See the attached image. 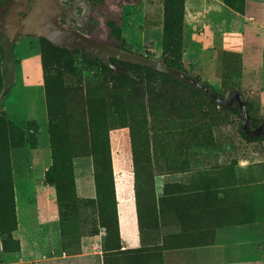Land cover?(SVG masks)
Returning a JSON list of instances; mask_svg holds the SVG:
<instances>
[{
	"label": "rangeland",
	"instance_id": "obj_1",
	"mask_svg": "<svg viewBox=\"0 0 264 264\" xmlns=\"http://www.w3.org/2000/svg\"><path fill=\"white\" fill-rule=\"evenodd\" d=\"M163 2L0 0V85L7 89L0 98V112L7 118L13 116L12 111L18 110L21 115L28 112L25 105L30 109L31 103L33 108L27 114H37L39 108L34 104L39 100L33 103L38 99L33 98V92L39 85L44 91L45 77L51 88L61 83L66 87L63 92L69 90L106 99L91 49L72 37L68 43H58L61 55L71 58L76 68V74L71 76L41 49L38 39L41 35L47 36L44 32L40 36L30 33L34 23L100 43L103 47L95 53L107 61L114 46L105 24L110 19L120 28L126 42L127 50L120 52L161 63ZM230 2L232 8L223 0H182L181 63L184 73L210 87L222 99L236 94L234 100L221 107L180 81L144 80L135 89L128 85L126 78L121 79L116 84H108L111 99L114 97L115 101H106V119L109 126L113 124L107 134L110 154L113 142H121L132 157L131 122L137 120L141 123L137 136L146 133L149 138L147 149L153 174L163 171L165 181L169 182L191 172L199 173L216 177L220 184L231 189L240 187L258 198V187L264 183V137L246 138L242 129L249 133L264 126V0ZM49 35L57 36L52 32ZM81 45L85 47L84 59L80 54ZM113 70L125 71L115 66ZM114 117H120V121L111 122ZM8 119L24 129L25 134L22 143L14 148H8L10 142L20 140L15 136L7 141L0 134V202L8 200V191L12 188L16 215V208L21 213L36 205L35 193L49 194L50 202L45 197V205L57 210L63 236L67 230L58 210L56 189L45 178L51 169V151L50 163L43 170L35 162L38 125L30 124L34 139H29V120ZM138 142L141 141L138 139ZM0 220L3 222L4 218ZM5 228L7 231L0 234L1 241L7 242L3 244L4 252L16 253L17 226L11 228L7 222Z\"/></svg>",
	"mask_w": 264,
	"mask_h": 264
},
{
	"label": "crops",
	"instance_id": "obj_2",
	"mask_svg": "<svg viewBox=\"0 0 264 264\" xmlns=\"http://www.w3.org/2000/svg\"><path fill=\"white\" fill-rule=\"evenodd\" d=\"M22 88L25 89L24 84ZM35 97L38 99H33V103L39 100L34 104V107L37 105L39 108L37 114H27L33 108L30 103V109L25 105L27 113L24 111L20 115L18 110L12 111L13 116L8 115V118L16 122L17 118L22 117L27 121H36L38 157L35 162L44 170L50 163V148L45 96L40 85L34 89L33 98ZM10 103L12 105L11 100ZM111 164L119 248H113V240L106 242L103 247L104 233L100 228L93 234H81V229L93 228L96 224L88 221L85 226L80 227L82 222L76 219L75 214L74 222L71 219L65 223L68 237L65 238L66 247L63 248L59 214L49 204L45 205L44 199L47 197L49 201V194L40 192L34 194L36 205L32 209L20 213L16 208L19 249L16 253L4 252L0 239V264H264V207L250 206L251 211H248L247 192L241 190L242 188L237 187L233 196H224L221 190L231 192L229 190L232 189L228 185L220 184L216 177H205L191 172L167 182L163 171L155 174L156 199L162 196L164 188L167 190V197L176 196L178 199L175 217L170 216L171 205L166 203L165 218L146 221L147 229L141 233L133 189L132 157L129 151L125 150L123 143L113 142ZM72 165L76 196L94 198L91 157H74ZM217 190L219 191L216 194ZM260 195L261 193L258 198L262 197ZM190 198H193L192 201ZM216 198L227 200V203H223V209H217ZM258 198H255L256 201ZM236 200L239 212L234 220L237 223L217 225L220 221L224 220L221 223H225L229 220V213L225 211H229ZM191 207L192 211L189 210ZM90 209L91 211L81 209L80 219L87 215L92 216L94 213L92 208ZM191 214L192 218L189 217ZM150 229H157V234L159 230L166 229L175 232L176 237H157Z\"/></svg>",
	"mask_w": 264,
	"mask_h": 264
},
{
	"label": "trees",
	"instance_id": "obj_3",
	"mask_svg": "<svg viewBox=\"0 0 264 264\" xmlns=\"http://www.w3.org/2000/svg\"><path fill=\"white\" fill-rule=\"evenodd\" d=\"M223 2L227 7L232 8V2L229 3V0H223ZM163 17L164 21L161 41V54L163 60L160 63V66L151 67L147 64L118 57L115 51L127 50L125 46L126 42L121 37L120 28L110 19L106 20L105 24L109 29V36L114 40V46H112L113 52L109 51L110 53L107 61L96 55V49H92L90 46H87V49L90 48L91 50H89L93 52V59L96 63V68L102 78L101 82L104 84L106 99L88 95L83 96L81 93L77 92L70 93L69 90L63 92L66 87H64L61 83L57 88H51L46 77L44 78L45 104L48 120V139L52 156L51 169L46 173L45 178H47V180L55 186L56 201L62 223L64 224V229L66 227V221L70 222V220L73 219L71 221L74 222L73 214L76 215V219L79 222H82V224L84 223V225L81 224L80 227L85 226L88 221H93V225L96 224V226L93 228L81 229L80 233L93 234L97 232L99 228L102 229L104 233L103 247H105L106 242L113 240V248H119L113 172L109 138L107 134L109 128L113 124L109 126L106 119V101L109 100L110 103L115 101V99L114 97L111 99V94L108 91V84H116L121 79L123 80L126 78L128 80L126 82L129 83L128 85L136 89L135 86L140 85L144 80H154L155 82L161 81L164 83L180 81L197 92H200L221 107H225L229 100H234L236 97V94H230L228 98L222 99L217 92L206 86L212 93L221 99L220 102H217L206 92L193 86L191 83L177 75L178 71L184 72L181 63V40L184 28L182 0H164ZM38 40L41 49L48 54L50 59L59 68L71 74V76L76 74V68L73 67L72 59L61 55L58 44L52 42L44 35H41ZM80 47V54L84 59L85 47L83 45ZM114 66L117 68H123L125 71H114ZM150 91L153 92L152 89ZM6 92L7 89H2L0 85V98L1 95ZM66 94H69V97H67ZM233 106H235V101ZM116 120L120 121V117H114L111 122ZM34 123L37 124L34 120H29L27 123L30 135L33 132V129L30 128V124ZM140 124L141 123L137 120L131 122V138L133 189L139 231L142 233L143 230L147 229V224L145 225L146 221H155L156 219H161L162 217L165 218L164 205H166V203L171 205L170 216L174 218L178 199L176 196L167 197L165 195L167 191L166 188L163 189L162 196L156 199L154 187L155 174L152 172V163L148 157L147 149L149 147V138H147L146 133L143 134V136H137V128ZM0 134H3L7 141L17 137L20 142H10L8 146V148H14L22 143L25 130L20 128L13 121L9 120L4 112H0ZM242 134L246 138L252 139L258 137L259 135L264 137V126L257 127V129L255 128L249 133L244 132V129H242ZM30 138L34 139V135L29 136V139ZM138 139L141 142H138ZM78 156H90L92 159L93 182L95 187L94 198H79L76 196L72 159ZM201 189L205 188L201 187ZM218 191L219 190L215 191V193L217 194ZM221 191L224 192V196L226 194H235V189L229 190L231 192H226V190ZM258 191V193H261L260 196L262 197L258 198L257 201L254 197L247 194L248 211H251L250 209L252 207L250 206L257 205V207H264V183L258 187ZM192 199L193 198H190V201H192ZM223 203H227V200L224 198H216L217 209H223V206H225ZM238 206L237 200L236 202L233 201L231 209L229 211H225V213H229L227 215V219L229 220L225 221V223H221L224 220L220 221L217 225L237 223L234 219L237 212H239ZM90 208H92L94 214L90 217L87 215V217H82L80 219L79 211L81 209L91 211ZM189 210L192 211V207L189 208ZM243 210L244 209L242 208V212ZM0 217L4 218L3 222L0 220V234H4L5 231H7L5 228L7 222L10 223L11 228H16L17 219L15 215L12 188L8 191V200L6 199L0 202ZM189 217L192 218L193 215L191 214ZM157 229H150L151 231L153 230L152 232L157 237H176L175 232H169L166 231V229L159 230L157 234ZM66 234L67 233H65V235ZM65 235L63 234V238L61 234L63 248L66 247ZM5 243L7 242L2 240L3 248V244ZM17 245L18 250L19 242H17ZM132 251L133 250H128V252Z\"/></svg>",
	"mask_w": 264,
	"mask_h": 264
},
{
	"label": "water",
	"instance_id": "obj_4",
	"mask_svg": "<svg viewBox=\"0 0 264 264\" xmlns=\"http://www.w3.org/2000/svg\"><path fill=\"white\" fill-rule=\"evenodd\" d=\"M47 38L52 40L54 43L58 44L60 43L59 40H54L53 38H51L50 35L46 34ZM103 46L100 44L98 46H96V48H102ZM116 55L118 57H121L123 59H127V60H133V61H137V62H141L150 66H160V63H156L150 59L144 58V57H140L138 55H133V54H126V53H122L120 51H115ZM9 72H11V70H9ZM177 75L188 81L189 83H191L193 86L203 90L204 92H206L210 97H212L215 101L220 102L221 99L218 98L214 93H212L202 82H200L198 79H196L195 77H193L192 75H189L187 73L178 71ZM241 111L243 112V107L241 108ZM246 118H243V121L245 122Z\"/></svg>",
	"mask_w": 264,
	"mask_h": 264
},
{
	"label": "flooded vegetation",
	"instance_id": "obj_5",
	"mask_svg": "<svg viewBox=\"0 0 264 264\" xmlns=\"http://www.w3.org/2000/svg\"><path fill=\"white\" fill-rule=\"evenodd\" d=\"M39 20V19H37ZM35 22V21H34ZM44 22V21H43ZM35 27H32L30 32L32 34H36L38 36L41 35L42 32L46 34H50V32L57 34V36H51V38H53L54 40H59L60 43H68L70 40V38H74L77 39L78 42H82L84 45L86 46H90L92 49H97L96 46L100 45V43H96L93 41H88L86 39H82V37H80L79 35H76L75 33H63L60 31H54L53 29H50L49 27H47L46 24H40V23H34ZM66 34V35H65ZM71 38V39H72ZM69 39V40H68Z\"/></svg>",
	"mask_w": 264,
	"mask_h": 264
}]
</instances>
